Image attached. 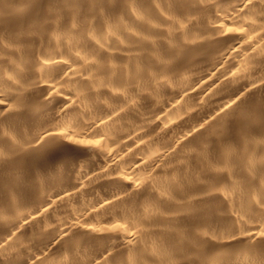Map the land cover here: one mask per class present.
I'll return each instance as SVG.
<instances>
[{
    "label": "bare ground",
    "instance_id": "6f19581e",
    "mask_svg": "<svg viewBox=\"0 0 264 264\" xmlns=\"http://www.w3.org/2000/svg\"><path fill=\"white\" fill-rule=\"evenodd\" d=\"M0 264H264V0H0Z\"/></svg>",
    "mask_w": 264,
    "mask_h": 264
}]
</instances>
